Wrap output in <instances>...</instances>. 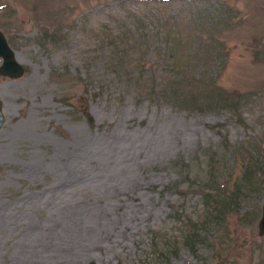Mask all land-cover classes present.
Segmentation results:
<instances>
[{"label":"rangeland","instance_id":"1","mask_svg":"<svg viewBox=\"0 0 264 264\" xmlns=\"http://www.w3.org/2000/svg\"><path fill=\"white\" fill-rule=\"evenodd\" d=\"M0 30V264H264V0H0Z\"/></svg>","mask_w":264,"mask_h":264},{"label":"trees","instance_id":"2","mask_svg":"<svg viewBox=\"0 0 264 264\" xmlns=\"http://www.w3.org/2000/svg\"><path fill=\"white\" fill-rule=\"evenodd\" d=\"M191 13V16L197 21V23H199L200 21H199V16H200V13L198 12V10H192V12H190ZM152 17V16H151ZM200 20H201V18H200ZM212 20L213 19H211L210 17L208 18V21H204L203 23H199L201 26H203L204 24H206V25H204L203 27L204 28H208V26L209 25H212L211 23H212ZM131 30H133V31H130V32H135V33H137L136 31H134V29L132 28ZM163 32L161 31V30H159L158 32H155V33H152V34H148L147 36H146V39H147V41H152V39L153 38H156V37H160V35L162 34ZM138 34V33H137ZM166 33L164 32V38L165 37H167L168 39L165 41V43L164 44H166V47H162V49L159 51H156L155 53H157L156 55H157V57L158 58H165V60L167 61V60H169V54H170V45H171V43H172V40H171V37L170 36H168V35H165ZM138 36H140L139 38H141L142 36L140 35V33L138 34ZM143 37H145V36H143ZM209 37H211V39H212V36H209ZM124 38H122V37H120V36H116V37H114L113 38V40H112V42H113V44H115L116 46L117 45H123L124 44ZM207 53V55H212L213 53L212 52H206ZM121 54V53H120ZM129 67L127 66V71H128V73L130 74V75H132V78L134 79V80H138V79H140L141 78V75L144 77L145 76V70H143V68H140V69H128ZM135 70V71H134ZM148 73V72H147ZM149 75H150V81H152V89L153 88H157L158 87V90L160 89L159 88V86L163 83V81H162V79H161V73H157V72H155V71H151V70H149ZM139 81V80H138ZM140 82V81H139ZM157 90V91H158ZM156 91V92H157ZM157 94H158V92H157ZM203 97H206V96H208L209 98L210 97H212V95H213V91H204L203 92ZM198 96H201V92L200 93H197L196 95H195V98H197ZM252 167H248L246 170H250ZM249 172V171H248ZM229 200V199H228ZM224 201L225 202H227L226 201V199L225 200H223V199H221V200H219V203H224ZM220 216L219 214H216L215 216ZM215 219L216 220H218V218H216L215 217ZM188 237L189 238H197L198 237V234H197V232L195 231V229L194 228H192L191 229V231H190V233L188 234Z\"/></svg>","mask_w":264,"mask_h":264},{"label":"water","instance_id":"3","mask_svg":"<svg viewBox=\"0 0 264 264\" xmlns=\"http://www.w3.org/2000/svg\"><path fill=\"white\" fill-rule=\"evenodd\" d=\"M0 77L7 76L15 79L19 78L24 73V67L20 64L14 55V50L9 45L3 32L0 30ZM3 124L2 106L0 100V128ZM257 233L259 236H264V201L262 202L261 215L257 222Z\"/></svg>","mask_w":264,"mask_h":264}]
</instances>
